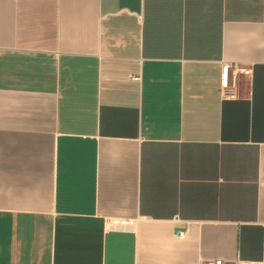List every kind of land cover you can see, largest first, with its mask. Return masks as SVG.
<instances>
[{"label":"crops","instance_id":"0c3cea01","mask_svg":"<svg viewBox=\"0 0 264 264\" xmlns=\"http://www.w3.org/2000/svg\"><path fill=\"white\" fill-rule=\"evenodd\" d=\"M218 258L264 264V0H0V264Z\"/></svg>","mask_w":264,"mask_h":264},{"label":"built area","instance_id":"2783aa9c","mask_svg":"<svg viewBox=\"0 0 264 264\" xmlns=\"http://www.w3.org/2000/svg\"><path fill=\"white\" fill-rule=\"evenodd\" d=\"M240 73L248 74V69H243L238 63H227L223 64L222 71V86L224 89L225 98H236L238 96V78ZM125 222V221H123ZM178 238H184L186 236L185 231H180L176 234ZM201 264H263L262 261H243L237 260H226L222 258L202 261Z\"/></svg>","mask_w":264,"mask_h":264}]
</instances>
